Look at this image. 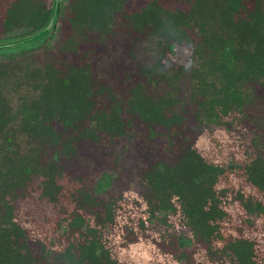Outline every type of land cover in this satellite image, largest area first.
<instances>
[{
    "label": "trees",
    "instance_id": "trees-1",
    "mask_svg": "<svg viewBox=\"0 0 264 264\" xmlns=\"http://www.w3.org/2000/svg\"><path fill=\"white\" fill-rule=\"evenodd\" d=\"M52 3L0 0V28L27 29L0 37V43L41 28ZM62 21L68 29L63 66L51 60L44 72L30 69L21 81L34 92H24L16 101L0 89V261L30 264L22 240L29 229L16 221L22 202L47 230L41 238L28 233L50 264H129L141 257L146 264H264V117L256 118L262 133L247 128L248 108L255 104L258 111L256 98H264V0H70ZM123 24L135 36L151 35L161 44L155 63L142 70L146 81L127 89L125 112L149 130L141 134V154L150 151L148 140L155 135L164 143L138 167L144 188L140 197L126 200L122 193L103 199L90 190L99 193L112 185L116 160L114 169L101 170L90 189L78 178L67 179L65 163L101 136H123L132 119L120 115L118 94L97 83L89 62L66 58L83 41L103 39ZM45 41L42 35L0 49V54L22 63L34 59L33 50ZM184 45L198 64L192 67L187 97L179 95L180 87L153 94L148 82L173 70V52ZM173 71V76L179 72ZM103 91L113 102L108 111L90 100L93 92ZM186 103L194 106L200 134L181 136L175 155L172 134L157 128L184 125ZM13 121H18L24 146L6 132ZM130 134L137 139V133ZM99 204L102 212L96 209ZM232 214L240 223L232 222ZM116 221L122 231L155 233L126 248L132 241L126 231L113 235ZM154 235L155 240H174L176 252L158 248ZM186 247H192L188 253Z\"/></svg>",
    "mask_w": 264,
    "mask_h": 264
},
{
    "label": "rangeland",
    "instance_id": "rangeland-1",
    "mask_svg": "<svg viewBox=\"0 0 264 264\" xmlns=\"http://www.w3.org/2000/svg\"><path fill=\"white\" fill-rule=\"evenodd\" d=\"M69 1L70 0L60 1L61 5L56 28L40 48L33 50V54L30 53V56L34 59L27 57L25 58V61L21 63V61L18 62L13 57H8L6 54H0V89H2L4 94L8 93V97L11 101H16L18 96L24 92H34L32 91L33 88L31 86H27L26 83H23L24 81H21V78L23 76L26 77V72L30 69L36 66L40 67L42 72H44L46 68L44 66L46 64L45 62L51 60H53L54 65L57 62L58 64L56 66H63V62H60L61 57H63L61 49L63 48L64 34L68 33V29L64 28L62 16L64 11L68 8ZM117 20L119 21L118 18ZM26 30L25 27L13 30H2L0 28V37L19 34ZM160 49L161 44L156 37L146 34L135 36V33L128 30L123 24L119 25L114 34H110L103 39L92 37L87 41H83L79 51L76 54H68L66 58L68 62L75 64L89 62L92 65L89 68L93 77L98 80L97 83L113 87L114 92L118 94L117 100L119 103L118 107L120 108V115L124 119H132V123L127 130L128 134L126 133L123 136L114 137L113 139L107 135L101 136L97 144L86 145L83 151L81 150V153H77L74 158L65 163L67 179L71 180L73 177L78 178L83 186L90 189L93 187V183L95 182L97 175L101 173V170L111 172L114 169V162L112 160H116V170L118 173L114 172L112 185L105 189L98 196L99 198L106 199L109 196L117 197L123 193L126 200H129L134 197H140L144 192V188L140 184L137 175L138 167H144L150 157L155 154V148H161L162 143H164L163 137L155 135L150 138L148 140V143L151 144L150 151L145 156L141 154L140 150L144 148L140 143L142 141L141 134H147L149 133V130L136 117L130 116L125 112V99L127 89L130 86L136 82L143 83L146 81V77L142 75V70L145 66H150V64L155 63ZM130 53L131 56H129ZM173 53V61L170 63V66H172L173 70L179 72L173 76L174 71L168 69L164 72L162 78L156 80L157 82L150 83V81H147V88L153 94H161L166 90L180 87L181 91L179 92V95L187 97L189 84L192 79H194L191 70L193 66H195V69L198 68V64L196 60H194L195 58L192 57L190 49L185 45L176 47ZM166 55L168 56L169 54L167 53ZM90 98L95 107L101 111H108L112 108V99L106 95V91L100 92L99 94L93 92ZM256 100H259V102H257L259 104L258 111L255 109V104L248 108V117L251 119H248L249 123H247V128L251 129V131L255 130L262 133L256 118L264 117V98H256ZM183 115L187 119L184 125H174L167 130L162 127L157 128V131H160V133L164 134L168 131V133L172 134V136H169L172 140L170 147L171 149H174V152L172 153L175 155V145L179 143L181 136L186 134L188 137H196V135L200 134L197 129L195 130L197 121H195L194 118V106L192 104L186 103ZM153 129L155 131V127ZM6 132L10 134V137L14 142L24 146L23 142L25 139L18 128V121H13ZM130 133H133L134 135L137 133V139ZM1 141L2 140L0 139V142ZM137 141H139L138 144ZM173 146L175 147L173 148ZM128 191L133 195L137 194L138 196H132ZM96 209H98L99 212H102L100 204ZM38 216L39 215L34 211L30 212L27 203L20 202L16 218L17 223L23 228H26L27 230L29 229L28 231L31 234H33L32 231H34L36 236L41 238L47 233V230L45 229L44 224L38 219ZM137 217H139L138 214L137 216L135 215L132 220L133 226L135 225L134 222H136L135 220ZM119 226L120 221H116L112 233L115 236L117 234L115 230H120L124 234L126 231V235H129V240L132 241L128 246H124L126 248L136 246L138 243H134V240L141 237H149L155 233L151 230H148L147 235H145L144 232L132 231L130 233L127 229L122 231L123 229ZM28 231H26L27 239L22 237V240L30 264H50L48 260L42 258L40 243L33 237L29 236ZM120 233V237H117L119 245H121L122 235V233ZM152 241L158 248L165 252L174 254L177 250L174 240L170 242L155 240L154 235ZM59 243V241H55V244ZM0 247L2 246L0 245ZM191 248L192 247H186L184 250L188 253ZM5 257H7L6 253ZM122 258L126 261L131 260V257L122 256ZM1 263L3 264L2 261H0V264ZM129 264H146V259L143 257L134 259L129 262Z\"/></svg>",
    "mask_w": 264,
    "mask_h": 264
},
{
    "label": "water",
    "instance_id": "water-1",
    "mask_svg": "<svg viewBox=\"0 0 264 264\" xmlns=\"http://www.w3.org/2000/svg\"><path fill=\"white\" fill-rule=\"evenodd\" d=\"M59 2L60 0H53L50 16L47 22L41 28H39L38 30L34 31L33 33L29 34L28 36L24 38H21L18 40H11V41L8 40L6 42L0 43V49L15 47L18 44L31 41L42 35L45 36V39H47L51 35L53 30L56 28Z\"/></svg>",
    "mask_w": 264,
    "mask_h": 264
},
{
    "label": "flooded vegetation",
    "instance_id": "flooded-vegetation-1",
    "mask_svg": "<svg viewBox=\"0 0 264 264\" xmlns=\"http://www.w3.org/2000/svg\"><path fill=\"white\" fill-rule=\"evenodd\" d=\"M232 134H235V131H232ZM110 186V185H109ZM109 186L107 187V188H109ZM106 188V189H107ZM90 192H92V193H94V194H97V195H100L102 192H99V193H95V191L93 190V189H91L90 190ZM238 216V215H237ZM237 216L235 215V214H232V222L234 223V222H238V223H240V219H239V216H238V218H237ZM254 220V218L251 220V221H253ZM261 220H259V219H256V220H254V222H260ZM254 236V235H253Z\"/></svg>",
    "mask_w": 264,
    "mask_h": 264
}]
</instances>
